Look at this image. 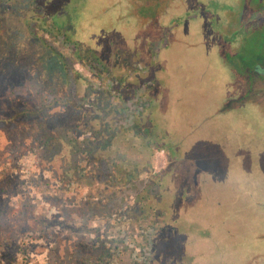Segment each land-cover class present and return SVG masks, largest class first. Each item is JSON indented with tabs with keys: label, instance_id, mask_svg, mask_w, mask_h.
Returning a JSON list of instances; mask_svg holds the SVG:
<instances>
[{
	"label": "rangeland",
	"instance_id": "obj_1",
	"mask_svg": "<svg viewBox=\"0 0 264 264\" xmlns=\"http://www.w3.org/2000/svg\"><path fill=\"white\" fill-rule=\"evenodd\" d=\"M41 4L47 15L33 0L0 6V264H189L188 229L152 178L168 167L153 87L179 56L202 110L226 122L197 135L213 171L199 208L230 236L189 248L200 264L264 254V0H69L73 17ZM56 11L78 50L47 30ZM83 125L107 137L84 148Z\"/></svg>",
	"mask_w": 264,
	"mask_h": 264
},
{
	"label": "trees",
	"instance_id": "obj_2",
	"mask_svg": "<svg viewBox=\"0 0 264 264\" xmlns=\"http://www.w3.org/2000/svg\"><path fill=\"white\" fill-rule=\"evenodd\" d=\"M10 1V0H9ZM45 1V0H44ZM43 1V2H44ZM8 0H0V6L2 4L7 3ZM34 3H36L41 8L43 5L41 3V0H33ZM59 5L63 6L66 10H69V14H73L77 11V8L69 9V0H59ZM70 6V5H69ZM74 6V5H73ZM43 9V8H42ZM45 9L42 10V13L44 12L45 15L47 11ZM51 9H48L50 11ZM54 12V11H53ZM57 12V11H56ZM74 12V13H73ZM78 13V12H77ZM76 14V13H75ZM44 15V16H45ZM60 17L61 14L57 12L55 16L50 17H43L44 23H47V26L49 29V33L53 32V28L57 23L59 24L58 27H55L54 31L58 35L62 36L64 40L71 44L72 40L69 38V35L73 38V34L67 31V26H70V23H72V17L69 20H66L65 18L59 19L60 21L55 23L53 18ZM179 19H177L178 22ZM183 20V18H182ZM183 23L181 20H179V24ZM73 24V23H72ZM30 29V28H29ZM30 31L33 34V37H36V34H34L33 28L30 29ZM135 40V39H134ZM133 41V40H132ZM136 41V40H135ZM141 43H144L143 40H139ZM75 42L73 44V50L77 49L76 43L82 45L80 42H77L75 38H73V41ZM134 42V41H133ZM145 44V43H144ZM88 46V45H83ZM146 47V46H145ZM90 50L96 51L95 48L88 46ZM78 50V49H77ZM136 51L146 52L147 49H141L137 47L135 49ZM161 54H163L162 50H159ZM91 55V54H89ZM92 56V55H91ZM158 57V56H157ZM86 58V57H85ZM181 58V56L178 57L177 62L172 61L170 59L169 64L170 67L164 66L162 62H159V72L157 76L159 77V84L155 85L153 87V95L151 100V105L155 104L157 107V113L162 118L160 120L161 123H159L156 119H151V123L153 125L152 130L156 132L157 137L163 140L162 144H157L153 138H149V143H153L154 145H158L157 147H161V150L164 151L167 155V161H168V167L165 171L162 173L153 176L152 173V167H150L151 163L150 160L147 159L148 163H146L144 166L149 167V170L147 172V176H153L154 179L153 182L156 186V189L154 193L160 194V198L164 201L162 204L168 208V210H174L177 215H179L177 221L174 223H180L185 225V227L188 229L186 230V234L184 235L186 238V245L184 248H186L187 254H189L190 262L189 264H200L198 261L196 263L195 255L196 253L193 252L194 248H189L191 245L196 244V242L201 241H212L215 239L222 238L223 236H230V231L226 229V232L228 235H225L224 233H221L218 229L221 228L220 226L216 227L215 223L212 221V218L209 217V213L203 214L200 212V203H199V188L203 189V201L207 198L206 194V188L210 185V177L213 174V171L211 172V169L209 167V162L212 157H210L209 153H204L202 151H199V137H197L198 132L204 131L206 126H203V128H200V124L196 121V115L195 112L191 109L187 108L186 110L183 109L186 106V101H191L192 105L194 104L192 100L189 98L192 95H195V100L198 99L196 97V94L198 91L194 88V84L189 83L185 81V76L189 75L185 73V67L184 66H192V65H185L184 61ZM168 66V65H167ZM164 68H167L164 70ZM197 70V68H195ZM170 72V74L168 73ZM195 75L197 71L194 72ZM160 74V75H159ZM191 76H193V73H190ZM167 77H171L173 80L168 81ZM182 78V82L180 79ZM183 88H186L188 91L186 92L187 97L183 95ZM182 90V91H181ZM175 91V92H174ZM149 104V107L151 106ZM154 105V106H155ZM191 110V111H190ZM216 124L217 127L215 129V132L218 131L219 128L223 124H226L225 121V114L223 112L218 111L216 112ZM218 122L221 123V126H218ZM82 133L81 134H87L89 133L91 137L87 139V142H82V145H84V148H88V144L91 145V147L97 143L98 141L103 140L107 137L105 133H100L98 131H94L91 126L83 125L82 126ZM212 129V127H211ZM214 132V129H212ZM164 133V135L160 136V133ZM193 138L197 140L198 143L193 142ZM169 142V145L167 146V143ZM150 148V147H148ZM184 149L185 154H182V151ZM192 150V151H190ZM88 162H91L92 160H87ZM185 164V165H184ZM145 167V168H147ZM93 169V167H91ZM185 169V171H184ZM95 170V169H94ZM145 171V169H143ZM141 170V171H143ZM142 173V172H140ZM117 178V177H116ZM159 196V195H158ZM143 200H146V196H143ZM203 206V205H202ZM143 207V206H142ZM149 206L147 207V209ZM205 207H202L203 209ZM215 212V209H213ZM153 211L156 213V216H160L158 214V211L156 208L153 209ZM141 214L144 215L143 208L141 209ZM140 214V217L143 216ZM4 210L0 213V219L3 220V223H0V228L4 225H8L9 223L4 220ZM179 219V220H178ZM139 219H137L138 221ZM162 223V222H161ZM158 226H155V228ZM163 227L165 230L167 229V226L163 223ZM121 230V229H120ZM139 230L140 227H139ZM120 232H123L121 230ZM121 234V233H120ZM146 233H141L140 237H145ZM150 234V232H149ZM1 236V233H0ZM150 236V235H149ZM0 241V245H2ZM150 244L153 246V240L150 238ZM117 249H119L117 247ZM263 253V252H261ZM258 254L251 257V260L247 261L246 264H264V257L261 259V257H257ZM206 264V263H204ZM210 264V263H209Z\"/></svg>",
	"mask_w": 264,
	"mask_h": 264
},
{
	"label": "flooded vegetation",
	"instance_id": "obj_3",
	"mask_svg": "<svg viewBox=\"0 0 264 264\" xmlns=\"http://www.w3.org/2000/svg\"><path fill=\"white\" fill-rule=\"evenodd\" d=\"M196 97H201V95H199V93H197L196 94ZM202 101V100H201ZM194 104H195V115H196V121H197V123L198 124H200L201 125V123H203L204 124V126H206L205 124H207V123H211V121H213L214 122V120H215V115H216V112L214 113L212 110H211V105L209 104V109H208V113H207V108L205 109L204 107H203V110H202V107L200 106V103H198L197 102V99L193 102ZM208 106V105H207ZM214 117V119H212ZM215 122H217V121H215ZM200 128H202V127H200ZM230 233V232H229ZM263 238H264V236H262ZM255 257H256V255H255ZM257 257H261V259H263V257H264V254L263 253H260Z\"/></svg>",
	"mask_w": 264,
	"mask_h": 264
},
{
	"label": "crops",
	"instance_id": "obj_4",
	"mask_svg": "<svg viewBox=\"0 0 264 264\" xmlns=\"http://www.w3.org/2000/svg\"><path fill=\"white\" fill-rule=\"evenodd\" d=\"M195 112V111H194ZM217 112V111H216Z\"/></svg>",
	"mask_w": 264,
	"mask_h": 264
}]
</instances>
